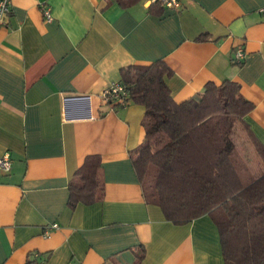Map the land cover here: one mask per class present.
Returning a JSON list of instances; mask_svg holds the SVG:
<instances>
[{"label": "crops", "instance_id": "crops-1", "mask_svg": "<svg viewBox=\"0 0 264 264\" xmlns=\"http://www.w3.org/2000/svg\"><path fill=\"white\" fill-rule=\"evenodd\" d=\"M263 8L11 0L0 25V155L11 159L0 170V264H27L35 252L48 264H226L209 215L177 225L145 201L130 157L144 139V107H111L100 95L123 68L157 60L171 70L175 103L230 80L252 103L245 119L264 145ZM87 156L99 161L103 198L72 207L69 181Z\"/></svg>", "mask_w": 264, "mask_h": 264}, {"label": "trees", "instance_id": "trees-1", "mask_svg": "<svg viewBox=\"0 0 264 264\" xmlns=\"http://www.w3.org/2000/svg\"><path fill=\"white\" fill-rule=\"evenodd\" d=\"M121 73L129 100L144 107V139L130 157L145 201L177 225L209 215L226 264H264V145L246 122L252 103L239 85L209 82L175 103L162 60ZM98 164L87 156L70 179L72 207L103 198Z\"/></svg>", "mask_w": 264, "mask_h": 264}, {"label": "built area", "instance_id": "built-area-1", "mask_svg": "<svg viewBox=\"0 0 264 264\" xmlns=\"http://www.w3.org/2000/svg\"><path fill=\"white\" fill-rule=\"evenodd\" d=\"M151 2L160 3L161 5L170 8V9H180L182 6L183 0H149ZM44 14L47 21L51 20L49 8H44ZM264 11V8L262 9ZM11 13V0H0V25L3 23V20L6 15ZM245 58V52L241 47H238L234 50L233 62L241 63ZM101 99L107 104L111 105V107L115 106H125L128 104L129 100V92L127 91V87L121 81H112L110 82L101 92ZM11 169V159L9 153L5 152L0 155V170L2 172H9ZM58 225L56 223H52L47 225L44 233L46 234L49 229L57 228ZM27 264H48V262L40 257L39 252H35L32 254L30 260Z\"/></svg>", "mask_w": 264, "mask_h": 264}, {"label": "rangeland", "instance_id": "rangeland-1", "mask_svg": "<svg viewBox=\"0 0 264 264\" xmlns=\"http://www.w3.org/2000/svg\"><path fill=\"white\" fill-rule=\"evenodd\" d=\"M237 142H238L239 144H241V141L239 140V138H238ZM240 148H242V147L240 146ZM242 150H245V149L242 148ZM249 152H251V151H249Z\"/></svg>", "mask_w": 264, "mask_h": 264}]
</instances>
